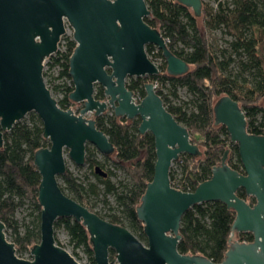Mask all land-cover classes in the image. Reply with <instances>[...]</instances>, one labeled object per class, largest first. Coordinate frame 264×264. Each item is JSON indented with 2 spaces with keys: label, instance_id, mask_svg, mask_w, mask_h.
<instances>
[{
  "label": "water",
  "instance_id": "1",
  "mask_svg": "<svg viewBox=\"0 0 264 264\" xmlns=\"http://www.w3.org/2000/svg\"><path fill=\"white\" fill-rule=\"evenodd\" d=\"M176 1L195 16L201 14L202 0ZM148 14L145 0H0V147L3 131L31 111L40 119L43 137L49 141L48 147L33 154L40 175L39 242L29 250L31 259L18 257L0 220V264H79L55 241L58 217H72L86 228L95 264H264V135L247 131L245 114L236 100L229 95L218 97L213 104L214 124L224 126L230 141L237 145L241 171L227 164L226 148L210 177L193 191L171 185L172 162L180 154L194 156L201 151L190 141L187 128L166 109L152 82L143 84L144 96L138 102L126 86L128 77L159 73L146 53L147 44L161 51L168 74L177 76L189 69L169 50L161 32L145 22ZM65 22L71 26L75 42L68 59L73 84L68 97L82 103L78 114L59 107L43 76L44 62L57 51ZM95 85L103 89L105 99L94 97ZM108 107L116 117L139 118L138 132L153 137V176L136 207L146 242L68 197L57 180L66 170L65 152L76 165H82L86 144L105 155L114 151L94 118L84 116H99ZM93 170L107 176L97 164ZM239 188L255 202L249 204L239 197ZM213 201L234 210L231 234L250 232L253 240L241 242L230 236L220 262L180 253L182 215L195 204ZM110 249L115 252L112 259Z\"/></svg>",
  "mask_w": 264,
  "mask_h": 264
},
{
  "label": "trees",
  "instance_id": "2",
  "mask_svg": "<svg viewBox=\"0 0 264 264\" xmlns=\"http://www.w3.org/2000/svg\"><path fill=\"white\" fill-rule=\"evenodd\" d=\"M145 2L149 10V14L144 17L145 22L161 32L167 39L169 50L182 58L189 69L177 76L168 74L161 51L147 44L145 46L147 54L156 48V55L162 58L158 66L159 73L130 80L126 86L140 99L144 96L143 84L154 79L159 81L160 87L168 82L174 89L182 86L194 95L195 110L188 113L181 107L171 104L167 94L162 92L161 88H157L158 86L155 87L166 109L187 128L190 141L198 148H202L201 155L193 156L186 153L182 155V175L179 179H175L169 172L172 186L183 191H193L200 182L210 177L211 169L219 164L227 146L232 148V154L228 153L226 159L227 164L237 171L242 169L237 145L230 141L224 126L214 124L213 104L218 97L229 95L236 100L245 114L247 131L264 135V101L260 102L264 99V58L257 53V46L264 35V1L257 3L252 0H233L231 4L217 1L215 7L202 1L199 16H195L191 9L176 0ZM219 27L233 38L234 48L242 49L253 62L257 70L253 84L240 83L226 74L230 58H226L223 52L217 54L216 48L206 35L208 29ZM178 44L181 45L179 49L175 48ZM74 47L75 42L72 37H68L63 51H57L55 55L49 57L51 64L59 65V77L70 78L68 59ZM53 87L56 90L63 87L62 97L56 101L60 108L67 109L72 103L68 95L73 90V84L64 87L58 83ZM170 93L175 95L174 90ZM94 97L105 99L103 89L98 85H95ZM94 120L97 129L105 133L114 147L108 158L113 156L114 163L122 167L129 178L130 186H126L125 191L117 196L121 208L111 209L112 212L107 215H99L93 211V205L85 203L83 195L86 191H91L97 196V185L89 184L87 190L75 181L68 170L59 178L72 195L66 193L60 184L59 186L68 197L86 206L101 218L127 228L140 241L146 242L143 223L137 218L136 207L140 203L146 184L153 176L155 161L153 137L149 132L144 134L138 132L139 118L128 120L125 117H116L112 113L96 116ZM48 146L49 141L43 137L42 123L36 114L31 116V124L18 122L9 132L3 131V146L0 147V220L6 229L12 227L15 211L24 202L30 203L36 211L33 222L26 226L23 234L14 229L12 242L17 252L29 251L40 239L41 207L37 201L40 175L33 164V154L35 150ZM84 163L90 168L99 163L95 158V147L91 144L85 146ZM95 176L104 184L105 191L111 192L116 189L106 177L98 174ZM236 194L249 204L255 202L242 188H239ZM234 217V210L219 201L202 202L191 206L180 220L178 251L220 262L229 247ZM59 226L64 228L74 247H83L90 256L91 264H95L89 235L81 222L72 217H58L54 222V238L58 245L55 229ZM233 234L239 241L253 240L250 232ZM114 257L115 252L110 249L109 259Z\"/></svg>",
  "mask_w": 264,
  "mask_h": 264
},
{
  "label": "rangeland",
  "instance_id": "3",
  "mask_svg": "<svg viewBox=\"0 0 264 264\" xmlns=\"http://www.w3.org/2000/svg\"><path fill=\"white\" fill-rule=\"evenodd\" d=\"M210 6L215 7L217 1L232 3L233 0H202ZM257 3H261L264 0H252ZM200 24V23H199ZM65 33L61 36L60 41L58 43L59 51H63L66 38L72 37V28L71 26L65 22ZM207 38L209 42L213 44L216 48L217 54L219 52L225 53L226 58L229 59V63L226 69V74L231 76V78L236 79L240 83L245 84H253L255 78L257 76V70L253 66V62L248 58L247 54L242 49H236L233 46V38L227 35L224 30L219 28L208 29L206 32ZM166 42L167 39L165 38ZM181 45H176L175 48L179 49ZM157 49L152 50L151 53L147 54L151 61L157 66L161 64L162 58L159 55H156ZM257 53L261 54L264 58V35L260 40V43L257 46ZM152 55V56H151ZM50 59L45 60V67L43 68L44 81L46 86L49 88L51 95L55 100H58L62 97L61 87L59 90H56L53 86L54 84H61L62 86H66V81L62 79H58L55 77L56 73L59 70L58 64H51ZM159 69V68H158ZM150 75H147V77ZM55 79H54V78ZM53 78V79H52ZM138 77H128L126 78V83L130 80H135ZM152 82L154 85L156 83L157 88H161L162 92L167 94V98L170 100V103L176 106L181 107L186 112L190 113L195 110V97L192 93H190L185 87L177 86L175 89L172 87L171 83L168 82L165 85L160 87V83L157 79H154ZM175 91V95L170 93L171 91ZM135 102H138L140 98L136 95L134 96ZM264 99L260 102L263 103ZM69 109H71L74 113L78 114L79 110L82 108V103L80 102H72L69 104ZM113 113L112 109L108 107V110L101 115H111ZM34 112L26 113L20 120L16 121V123H27L31 124V116L34 115ZM87 118H94L92 113L84 114ZM137 119V118H134ZM133 120V119H132ZM14 123V125L16 124ZM13 125V126H14ZM183 125V124H182ZM12 126V127H13ZM12 129V128H11ZM10 129V130H11ZM8 130L7 132H9ZM196 137V136H194ZM195 144V143H194ZM229 153L232 154V148L227 146ZM202 151V148H199ZM183 154H180L177 160H174L170 166L169 172H171L175 179H179L182 175L181 172V157ZM95 158L99 162V165L106 173V179L109 180L114 186L115 190L111 192L105 191V187L103 183H100L95 176V172L93 167H89L86 163L82 165H76L72 160L68 158L67 153H64V160L66 165V170H68L72 177L75 179L77 183H79L84 188H88L89 184H96L98 188V195L95 196L91 193V191H86L84 193L85 203L93 205V211L97 212L99 215H107L111 213L112 210L120 209L119 202L117 196L125 191L126 186H130L129 178L124 171V169L114 163V157L111 156L108 158V155L100 153L95 148ZM110 171V173H109ZM58 183L64 188L65 192L69 195H72L71 192L67 189V186L62 181L61 178L58 177ZM88 190V189H87ZM36 215V211L33 209L32 205L28 202H24L23 205L17 207L12 227L6 229L5 228V236L6 238L12 242L14 236V229L19 234H23L26 226L31 225ZM55 236L57 242L61 247L69 252L71 256L79 263V264H91L90 256L84 250L83 247H74L73 243L70 242L68 235L66 234L64 228L59 226L55 229ZM233 240H237V237L233 236ZM16 255L23 259H31L30 253L28 250L16 251Z\"/></svg>",
  "mask_w": 264,
  "mask_h": 264
},
{
  "label": "built area",
  "instance_id": "4",
  "mask_svg": "<svg viewBox=\"0 0 264 264\" xmlns=\"http://www.w3.org/2000/svg\"><path fill=\"white\" fill-rule=\"evenodd\" d=\"M57 51H59V49H57ZM57 51H56V52H57ZM56 52H54L52 55H55ZM47 59H49V57H48ZM44 63H45V62H44ZM44 67H45V64H44ZM44 67H43V68H44ZM55 77H58V79L65 80V81H66V86H65V87H70V86L72 85L71 78H67L66 76L59 77V70H58V72L56 73ZM155 85H156V83H155ZM155 85H154V86H155ZM155 87H156V86H155ZM63 91H64V90H63ZM230 236H231V238H233L234 234H231ZM237 241H239V240L237 239ZM241 242H246V241H245V240H241Z\"/></svg>",
  "mask_w": 264,
  "mask_h": 264
}]
</instances>
